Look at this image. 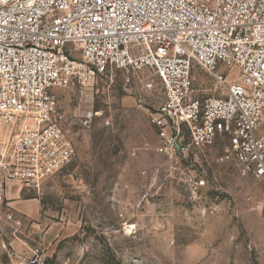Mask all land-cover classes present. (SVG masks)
<instances>
[{"label":"built area","instance_id":"obj_1","mask_svg":"<svg viewBox=\"0 0 264 264\" xmlns=\"http://www.w3.org/2000/svg\"><path fill=\"white\" fill-rule=\"evenodd\" d=\"M196 66L218 96H194ZM143 70L164 88L152 114L157 151L199 153L229 135L222 160L264 183V0H0V119L11 127L0 222L18 221L9 182L39 190L75 156L54 90L118 72L130 84ZM29 264L51 263L36 248Z\"/></svg>","mask_w":264,"mask_h":264},{"label":"rangeland","instance_id":"obj_2","mask_svg":"<svg viewBox=\"0 0 264 264\" xmlns=\"http://www.w3.org/2000/svg\"><path fill=\"white\" fill-rule=\"evenodd\" d=\"M193 75L195 97L219 95L211 76ZM54 91L75 156L25 194L40 197L38 219L2 224L0 239L16 244L0 264H29L36 248L51 264H264V183L222 160L229 135L199 153L157 151L164 88L149 70ZM10 138L0 119V147Z\"/></svg>","mask_w":264,"mask_h":264},{"label":"crops","instance_id":"obj_3","mask_svg":"<svg viewBox=\"0 0 264 264\" xmlns=\"http://www.w3.org/2000/svg\"><path fill=\"white\" fill-rule=\"evenodd\" d=\"M30 189L35 188L24 187L20 182L17 181L9 182L6 189V202L9 204V206H11L16 216L38 219L42 210V201L37 195L26 197L25 194ZM6 223L7 222L5 221H1L0 229L2 224ZM14 244H16L15 239L13 237H10L8 245L13 246ZM8 245L5 241L3 242L0 239V256L5 251V249H7Z\"/></svg>","mask_w":264,"mask_h":264}]
</instances>
